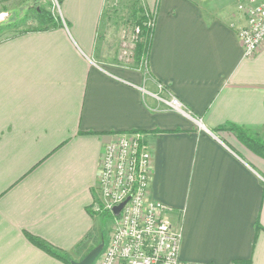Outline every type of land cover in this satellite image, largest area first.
Segmentation results:
<instances>
[{
    "label": "crops",
    "instance_id": "crops-1",
    "mask_svg": "<svg viewBox=\"0 0 264 264\" xmlns=\"http://www.w3.org/2000/svg\"><path fill=\"white\" fill-rule=\"evenodd\" d=\"M108 1L62 0L56 28L0 40V264H64L26 234L87 255L103 149L132 132L180 263L264 264V159L229 130L264 140V41L243 56L238 0H138L155 13L146 75L107 70L92 57Z\"/></svg>",
    "mask_w": 264,
    "mask_h": 264
},
{
    "label": "built area",
    "instance_id": "built-area-1",
    "mask_svg": "<svg viewBox=\"0 0 264 264\" xmlns=\"http://www.w3.org/2000/svg\"><path fill=\"white\" fill-rule=\"evenodd\" d=\"M238 10L246 23L237 36L243 56L250 58L264 41V0ZM160 100L169 110L189 116L177 98ZM150 174L151 153L143 135L122 134L104 147L93 212L111 216L113 227L98 264H181V234L165 218L168 208L148 200ZM123 203L114 216L113 209Z\"/></svg>",
    "mask_w": 264,
    "mask_h": 264
},
{
    "label": "rangeland",
    "instance_id": "rangeland-1",
    "mask_svg": "<svg viewBox=\"0 0 264 264\" xmlns=\"http://www.w3.org/2000/svg\"><path fill=\"white\" fill-rule=\"evenodd\" d=\"M260 1L238 0L237 7L251 5V3L254 5ZM132 2L133 0H109L106 6L107 11L101 17V30L92 58L95 64L104 69L110 70L116 67L141 73L135 70L134 64L138 31L134 30L132 24ZM59 6L58 0H0V40L42 27L38 18L41 11L49 12L53 18L60 21ZM258 136H264V134ZM259 140L264 142L263 139ZM102 220L101 239L95 243L93 249L101 243L105 246L112 232L111 216ZM84 257L85 255H78L68 259L70 262H79ZM99 259L100 257L94 264H98Z\"/></svg>",
    "mask_w": 264,
    "mask_h": 264
},
{
    "label": "trees",
    "instance_id": "trees-1",
    "mask_svg": "<svg viewBox=\"0 0 264 264\" xmlns=\"http://www.w3.org/2000/svg\"><path fill=\"white\" fill-rule=\"evenodd\" d=\"M62 0H58V4H61ZM136 2L132 7V24L134 25V30H137L136 43L134 50V64L135 70H139L142 74H146L148 68V55L151 45L152 30L155 21V13L146 11L139 3L138 0H133ZM38 18L42 27L34 29L32 31H45L49 29L56 28L61 22L53 18L49 12L41 11L38 14ZM28 32V31H26ZM231 132L236 136L239 142L249 149L254 154L259 157L264 158V142L260 141L255 136L247 133L245 130L232 126L229 128ZM135 133V132H132ZM109 215L106 213L99 214L101 219L107 218ZM27 240L36 248L45 252L49 256L60 260L64 264H70L68 257L60 252L59 250L51 247L45 241L38 237L26 234ZM240 262H235L234 264H239ZM248 264V263H247Z\"/></svg>",
    "mask_w": 264,
    "mask_h": 264
},
{
    "label": "water",
    "instance_id": "water-1",
    "mask_svg": "<svg viewBox=\"0 0 264 264\" xmlns=\"http://www.w3.org/2000/svg\"><path fill=\"white\" fill-rule=\"evenodd\" d=\"M123 205L124 203L113 209L114 216H117L119 214ZM102 249H103V244L101 243L98 246H96L94 249H92L87 255H85V257L81 261L79 262L72 261L70 264H94L96 259L100 256Z\"/></svg>",
    "mask_w": 264,
    "mask_h": 264
}]
</instances>
